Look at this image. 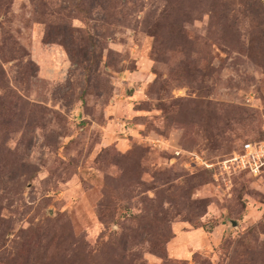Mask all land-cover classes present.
I'll return each mask as SVG.
<instances>
[{
    "label": "rangeland",
    "instance_id": "374dc122",
    "mask_svg": "<svg viewBox=\"0 0 264 264\" xmlns=\"http://www.w3.org/2000/svg\"><path fill=\"white\" fill-rule=\"evenodd\" d=\"M92 1L0 0V264H264V172L196 157L263 136L264 0Z\"/></svg>",
    "mask_w": 264,
    "mask_h": 264
},
{
    "label": "built area",
    "instance_id": "2783aa9c",
    "mask_svg": "<svg viewBox=\"0 0 264 264\" xmlns=\"http://www.w3.org/2000/svg\"><path fill=\"white\" fill-rule=\"evenodd\" d=\"M200 163L210 168L217 166L219 174L247 171L252 175L264 172V137L258 142L244 141L237 150L215 163L207 162L196 156ZM217 172L213 174L216 178Z\"/></svg>",
    "mask_w": 264,
    "mask_h": 264
},
{
    "label": "trees",
    "instance_id": "16d2710c",
    "mask_svg": "<svg viewBox=\"0 0 264 264\" xmlns=\"http://www.w3.org/2000/svg\"><path fill=\"white\" fill-rule=\"evenodd\" d=\"M81 1H82V0H80V3H81ZM263 4H264V2H263ZM90 6H91V7L98 6L100 9H101V8L103 9V4H102V2H97V0H93V1L90 3ZM78 9L81 11V13H82L83 15H87V17H88L89 13L87 12V10L81 8L80 4H79ZM79 31H80V30H79ZM69 34H71V33H62V32H59V34H57V35L60 37V39H61V43L64 45V47H65L67 53L71 56L70 58L73 60V59L75 58L76 54L74 53L73 40H72V38H71V35H69ZM81 50H82V56L85 57V49H84V46L81 47ZM263 137H264V133H263V136H262L261 139H263ZM261 139H259V140H257V141H252V140H245V141L258 142V141H260ZM243 142H244V141H243ZM241 144H242V142L240 143V145H239V147H238L237 149L240 148ZM237 149H235V150H237ZM231 152H232V151H231ZM166 241H167V238H165V239H164V238H163V239L161 238V239H159L158 243L156 244L157 249H158L160 252L163 251V245H164V242H166Z\"/></svg>",
    "mask_w": 264,
    "mask_h": 264
}]
</instances>
